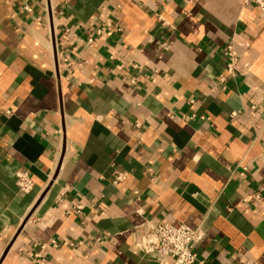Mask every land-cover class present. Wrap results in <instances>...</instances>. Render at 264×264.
I'll use <instances>...</instances> for the list:
<instances>
[{
    "label": "crops",
    "instance_id": "crops-1",
    "mask_svg": "<svg viewBox=\"0 0 264 264\" xmlns=\"http://www.w3.org/2000/svg\"><path fill=\"white\" fill-rule=\"evenodd\" d=\"M147 222L202 229L205 264H264V14L0 0V264H174Z\"/></svg>",
    "mask_w": 264,
    "mask_h": 264
},
{
    "label": "built area",
    "instance_id": "built-area-1",
    "mask_svg": "<svg viewBox=\"0 0 264 264\" xmlns=\"http://www.w3.org/2000/svg\"><path fill=\"white\" fill-rule=\"evenodd\" d=\"M244 2L256 6L264 14V0H244ZM159 21L163 25L169 26L164 19L159 18ZM97 33L100 34L101 31H97ZM92 42L93 39L90 40V43ZM226 55L228 57L227 71L229 75H233L239 61L238 54L233 46H228ZM123 180L124 176L118 175L115 183H120ZM16 185L19 192L24 195L30 194L35 187V183L29 173L22 171L17 173ZM81 211L82 208L79 207L78 212ZM143 229L144 235L141 247L146 254H155L159 256L162 262L171 258L174 264H205L194 253L195 246L204 237L202 229H192L185 225H154L150 222L145 223Z\"/></svg>",
    "mask_w": 264,
    "mask_h": 264
},
{
    "label": "water",
    "instance_id": "water-1",
    "mask_svg": "<svg viewBox=\"0 0 264 264\" xmlns=\"http://www.w3.org/2000/svg\"><path fill=\"white\" fill-rule=\"evenodd\" d=\"M7 252H8V251H6V253L3 255V258H2V260H3V259L6 257V255H7Z\"/></svg>",
    "mask_w": 264,
    "mask_h": 264
}]
</instances>
